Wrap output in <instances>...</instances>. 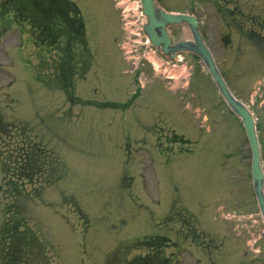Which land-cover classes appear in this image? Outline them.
I'll use <instances>...</instances> for the list:
<instances>
[{
  "label": "rangeland",
  "instance_id": "374dc122",
  "mask_svg": "<svg viewBox=\"0 0 264 264\" xmlns=\"http://www.w3.org/2000/svg\"><path fill=\"white\" fill-rule=\"evenodd\" d=\"M77 1L80 2V0ZM92 1L95 5L92 4L91 0L83 1V9L87 17L89 16L87 32L96 54V64L88 76L91 79L93 71H95V74L99 73L100 79L95 78L90 85H83L89 81L87 77L82 85H79L78 88L74 86L66 93L68 99L75 96L74 103L80 101V103L90 104L66 105L62 103L65 97H62L60 93L46 92L48 87L45 86L50 87L53 77V73L45 69L50 66L37 67L36 48L32 46V43L22 40L23 33L17 28L12 29L7 35L0 38V106L3 113L6 117L18 115L19 119L29 120L28 124L31 132L35 136H39V139H43L44 143L50 145L66 161L69 172L66 177L56 184V186L59 185L56 190L61 189L59 196L62 199V191L67 187L66 194L71 193L78 198L80 197L81 202L92 217V223L89 221L90 226H93V220H96V225L100 229V234L96 228H93V234L86 230L85 234L82 233L84 238L86 236L85 239L78 231L74 232L72 230V228L77 230L84 228L88 219L86 215L79 211L76 204L73 205V200L66 199V203L49 201L46 204L41 201L38 203L30 202L29 208L32 209L29 219L32 223L38 211H41L40 218H42V221L47 224L50 220L55 225V229L52 227L48 233L53 239L55 238L54 241L60 250L57 249L60 252V258L63 260V256H65L63 261L65 264H102L104 256L110 250L109 247L114 246L119 240L154 232L159 226L155 221L167 212L171 190L177 181L183 183V185H180V191L184 196L186 205L200 214L204 226L211 231L216 230V225L213 214L203 211L206 195H208L209 203H215L216 195L219 192H226L228 184V194H233L232 198H237V201L241 202L243 206L247 205L246 199L249 196V190L247 191L248 187L245 182H233L229 176L227 178L226 170H228V173L231 171L228 158L224 159V165L228 167L222 165L224 151L228 150L229 153L234 149L237 150L240 139H243L242 131L234 120L226 127L227 133L232 134L231 138H225L222 133L223 130H217L219 131L218 134L214 132V127L219 126L221 128L224 124L223 121L228 122V109L220 96L216 92L214 93V84L203 63L189 58V63L194 62L196 67L194 75L190 79L194 90L193 96L191 99L187 95V99L189 103L196 105L194 107L195 113H189L191 117L188 118L190 123L195 126L207 127V121L204 117L207 111H203L202 107L204 106L210 111L208 118L213 132L202 139L201 144L198 145L196 152L192 155L176 156L171 163H159L156 166L152 161H149L148 165L144 166L149 192H146L148 194L141 192L140 179L137 180V188L141 192L144 205L147 203V199H149V203H155L154 199H159L155 203V210H150L144 205L141 206V202H133L129 197L124 200L123 196H120L118 202L123 204L122 210L124 211V214L120 215V209L117 210L113 204L108 203L109 189L118 185V180H121L127 172L138 174L141 168L137 162L133 163L132 159L127 158L126 153L132 151L133 144H128L126 148L123 145L130 134L147 132V130L135 117V114L142 116L145 114L144 109L140 106H135L130 110H119L106 104L114 101V99H117L115 101L125 100L124 88L128 79L121 75L123 66L121 52L113 44L112 38L115 36L114 40L119 41V34H115V32L121 28V16L126 10L128 13L130 10L131 14H134L135 7L132 5L135 4V1ZM246 1L233 0L232 2L242 6ZM260 1H251L250 5L259 4ZM189 3V1H183L181 5L186 6ZM223 3L224 1L218 0V6L223 7ZM214 4V0H202L199 5L200 10L196 11L204 21L206 36L211 46H213L227 78L231 80L236 93L252 105L256 112L262 110L264 107V82H262L264 75L261 73H264V61L260 60V66L246 68L244 64L247 61L242 60L243 57L247 56V53L244 52L253 53L259 50L251 40L246 38L243 40L235 39L234 32L231 34L230 30L228 33L226 29L215 27L219 25L214 21H210L217 11ZM132 15H130L129 20L133 19ZM134 18L137 19V17ZM113 34L115 35L113 36ZM228 34H231L233 38L231 46H227L228 43L223 40V37ZM24 38L26 37L24 36ZM29 52L31 56L27 57ZM236 54H240V57ZM23 60L29 61L30 65L28 67L34 69V72H31L27 65L22 64ZM184 63H187L186 59ZM146 65L148 70L150 65L148 63ZM35 72L40 74L39 78L45 86L40 81L35 80L36 78L32 75ZM56 75L57 78H60L58 72H56ZM54 82H56V78ZM261 82L262 84L257 92L259 88L257 86ZM198 83H200L199 87H197ZM161 97L162 95L157 99H161ZM172 100L174 101V99ZM172 100L169 97L167 98L170 104L173 103ZM259 116L262 117L261 114ZM150 121H152L151 118ZM176 125L182 130H193L189 127L188 120L180 123L177 121ZM168 129L172 130L166 127L164 131L167 130V133L169 132ZM262 134L264 136V130ZM83 140L86 141L82 142ZM136 151L141 159L143 157L141 154L144 152L143 146L138 147ZM231 161L241 166L238 156L233 155ZM3 176L4 173L0 172V178H3ZM3 181L6 180L3 179ZM96 182H102V186H98L99 183ZM99 190L105 191L102 196L104 205H101L99 200L101 198L98 193ZM54 191L49 190V193L44 196V201L57 197V192ZM158 192L161 193L160 197L157 196ZM56 210L67 220L70 219L69 223L72 228ZM1 222L0 202V224ZM34 222L36 224V221ZM263 228L264 226L253 235L258 234ZM176 235L177 233L173 232L175 240L184 242L181 248L188 245V243L192 244L190 239L184 240L183 236L177 237ZM239 246L241 244L231 245L232 249ZM137 252L141 251L133 250L129 257ZM193 252L192 254L196 255L193 258L194 261L198 253L195 250ZM188 255L190 256L191 252Z\"/></svg>",
  "mask_w": 264,
  "mask_h": 264
},
{
  "label": "water",
  "instance_id": "95a60500",
  "mask_svg": "<svg viewBox=\"0 0 264 264\" xmlns=\"http://www.w3.org/2000/svg\"><path fill=\"white\" fill-rule=\"evenodd\" d=\"M144 3V10L149 15V24L147 25V31L150 33L151 36H153L151 33L154 30V28L160 26L159 22H180L183 19H186V17L182 15H168L164 13L161 10H157V8L154 5L153 0H143ZM159 14V15H158ZM189 20V19H188ZM198 40V45L192 46L189 43L181 42L180 44L176 45L174 49L177 48H190L194 47L197 51H199L202 55H204V58L206 59L208 65L210 66L214 77L216 78L223 94L225 95L226 99L229 101V103L232 105L233 108L236 109V111L244 118L245 124L247 125L249 135L252 141V145L255 151V176L257 180V193L260 200V204L264 213V191H263V175L260 171L259 162H258V145L256 140V134L254 130V122L253 119L250 116V113L243 107V105L237 101L234 96L231 94L230 90L228 89V86L226 85L225 81L223 80L221 74L219 73L216 65L214 64V61L212 60L210 54L207 52L206 48L203 44H201ZM164 50H168L170 48V39L168 38L167 34H165L164 38L162 39Z\"/></svg>",
  "mask_w": 264,
  "mask_h": 264
},
{
  "label": "flooded vegetation",
  "instance_id": "af4514ba",
  "mask_svg": "<svg viewBox=\"0 0 264 264\" xmlns=\"http://www.w3.org/2000/svg\"><path fill=\"white\" fill-rule=\"evenodd\" d=\"M224 252H225V255L227 258H228V256L231 255L230 252H228V249ZM241 257H244V256H238V259H236L235 261H231V260L223 261V264H259V263H257V261H254V260H252V261L240 260ZM205 264H207V263H205ZM209 264H217V263L209 261Z\"/></svg>",
  "mask_w": 264,
  "mask_h": 264
}]
</instances>
